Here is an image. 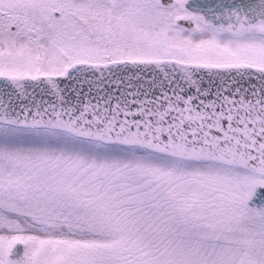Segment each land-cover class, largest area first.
Here are the masks:
<instances>
[{"label": "snow or ice", "instance_id": "snow-or-ice-1", "mask_svg": "<svg viewBox=\"0 0 264 264\" xmlns=\"http://www.w3.org/2000/svg\"><path fill=\"white\" fill-rule=\"evenodd\" d=\"M0 264H264V0H0Z\"/></svg>", "mask_w": 264, "mask_h": 264}]
</instances>
